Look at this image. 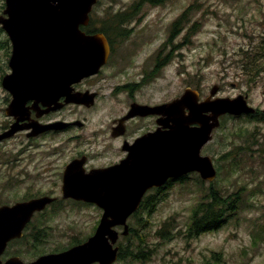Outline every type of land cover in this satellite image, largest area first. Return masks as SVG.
<instances>
[{"label": "rangeland", "instance_id": "1", "mask_svg": "<svg viewBox=\"0 0 264 264\" xmlns=\"http://www.w3.org/2000/svg\"><path fill=\"white\" fill-rule=\"evenodd\" d=\"M4 8L5 0H0V15ZM187 9L173 34L174 22ZM117 14L121 24L114 23ZM91 15L94 28H109L114 45L105 69L112 78L97 109L102 114L114 115L125 108L128 97L111 95V87L130 82L139 84V100L154 103L171 101L187 87L198 90L204 99L217 84V96L247 93L258 114L264 112V0L142 4L139 0H98ZM2 29L0 126L7 121L9 95L1 81L10 72V39ZM61 140L42 138L23 146L25 140L20 137L0 147V205L41 195L59 198L44 213L36 214L28 228L30 238L39 228L44 230V238L10 244L4 259L19 254L24 261H31L86 240L95 232L102 209L61 198L62 182L55 174L71 149L66 146L64 155L57 152ZM202 153L213 158L216 179L201 181L198 173H191L171 184L150 214L146 211L130 217V227L146 235L151 249L144 259L125 257L114 264H264V113L260 118L222 116ZM210 183L223 195L237 199V212L222 227L191 237L192 214ZM163 229L168 231L166 237H162ZM130 242L122 236L118 244L125 247Z\"/></svg>", "mask_w": 264, "mask_h": 264}, {"label": "water", "instance_id": "2", "mask_svg": "<svg viewBox=\"0 0 264 264\" xmlns=\"http://www.w3.org/2000/svg\"><path fill=\"white\" fill-rule=\"evenodd\" d=\"M97 2L5 0L0 25L12 43V54L11 71L3 76L1 83L12 97L5 113L15 121L10 129L0 133V141L25 129H32L29 136H37L46 130L67 126L38 121L21 124L30 119L29 100H34L32 108L37 116L60 108L62 97L65 103L89 104V96L74 92L73 84L98 73L111 52L103 33L92 34L82 29L90 24ZM218 91L216 84L201 99L198 90L187 87L180 96L158 106L134 104L132 114L164 115L159 122L168 128L140 140L150 147L143 152L146 156L133 155L113 167L90 173H75V162L67 166L62 198L93 203L102 209L94 234L83 243L30 262L17 255L3 260L9 242L22 238L33 216L44 211L57 197L42 195L1 205L0 264H113L118 259L120 236L130 233L128 220L140 208L149 189L165 184L169 178L178 179L192 172L199 173L206 181L216 179L213 158L202 154V149L220 127V118L256 111L246 96L219 97ZM40 104L46 108L41 109Z\"/></svg>", "mask_w": 264, "mask_h": 264}, {"label": "flooded vegetation", "instance_id": "3", "mask_svg": "<svg viewBox=\"0 0 264 264\" xmlns=\"http://www.w3.org/2000/svg\"><path fill=\"white\" fill-rule=\"evenodd\" d=\"M95 33H103L110 44L111 52L108 57V61L100 68L98 73L85 77L81 81L73 84L74 92H82L89 96L90 98L88 100L89 104L65 103L64 102L65 97H62L59 100L60 103H63V105L60 108L51 110L48 113L42 114L41 116H37V111L34 108H32L34 100H29L27 106L30 110V119L21 122V124L34 123L38 121L41 124L66 123L67 126L65 128H60V129H55V128L49 129L40 133L37 136H29L28 134L32 131V129H25L17 132L14 136L10 137L11 139L6 138L0 141V147H2L9 140L11 141L16 138L23 137L25 141L22 142L25 143H22V145L24 146L25 144H27L28 146H31V142L37 141L38 139H42V138L46 139L49 137H62V140L60 142V148L56 149V151L64 155L66 153L65 151L66 146L71 147V149H69L68 159L65 160L63 165L60 167L59 171L55 174V177H57V179H59L62 182V184L64 181L65 170L70 163L75 162V169H74L75 173H79V172L90 173L93 170L113 167L117 164L126 161L127 159H130L133 155L138 156V158H141L143 156H146V154H144L143 152L148 151L150 147L146 143L142 144L140 140L144 136L155 133L159 130L162 131L168 130V128L167 129L164 128L163 125H161L159 122L161 118H164V115L157 113L147 114V115L132 114V106L134 104L148 105L153 107L169 102L166 101L162 103H154L148 100H139L137 98L138 96L137 94L139 93L140 86L137 82H133V83L130 82L131 84L130 83L119 84L111 87L112 89L110 93L111 95L118 96L119 94H124L128 97L127 98L128 100L125 101L126 103L125 108L122 109L120 113L112 115L110 113L102 114L100 111H97V109L102 104L104 90L107 89L106 87H109L108 83L112 78L111 76L105 73V69L109 66L108 63L110 61L111 55L113 54V46L110 41V37L106 33L102 31L92 32V34ZM10 42L11 41H9L8 44V47H10L9 57L12 54V43ZM241 94L246 96L249 103L248 94L240 93L239 95ZM11 99L12 97L9 94L7 105L10 103ZM40 106L41 109L46 108L42 104H40ZM259 113L260 114H258V110H256V112L253 114H242V115H249V117L251 118H260L261 116H263L264 112H259ZM14 121H15L14 117L8 116L7 121L4 124H1L0 126V133L10 129V126ZM193 173H197V172H193ZM190 174L191 173L182 176L178 179L169 178L165 182V184L149 189L144 195L142 203L148 197H153L154 199L163 198L164 193L171 184H173L174 182L183 181ZM56 197H57L56 200L57 202L59 198L58 196ZM61 198H62V188H61ZM142 203L138 210H141ZM84 241L85 240L81 242L79 241L73 242L68 247L57 252L68 250L80 243H83ZM9 245L10 243L8 244V247L6 249L7 252ZM118 246H119V254H120L121 246L120 244H118ZM49 253H56V252H49ZM44 254H48V253H44ZM44 254H41L38 257ZM11 256H16V254H13ZM17 256H19V254H17ZM38 257H36L35 259H37ZM6 259L3 258V260ZM118 259H120L119 255H118ZM26 262H30V261H26Z\"/></svg>", "mask_w": 264, "mask_h": 264}, {"label": "trees", "instance_id": "4", "mask_svg": "<svg viewBox=\"0 0 264 264\" xmlns=\"http://www.w3.org/2000/svg\"><path fill=\"white\" fill-rule=\"evenodd\" d=\"M163 1L164 0H139L140 4L145 3V2L161 3ZM187 13H188V9L176 20V22H174L173 34L174 32L178 30V27L183 23V20L185 19V16L187 15ZM119 16L121 15L119 14L116 15L118 21L114 23L121 24V19L119 18ZM1 29L2 28L0 27V30ZM82 29H84L88 33H92L94 31H102L110 37L109 28H102V29L94 28L92 24V19H91L90 24L88 26H82ZM110 41L112 43L113 51H114L112 37H110ZM8 97L9 95H7V98H6L7 100H8ZM199 179H201V181L203 180L202 178H199ZM158 200L159 198L158 199H154L153 197L146 198L144 202L142 203L141 210H138L132 216L138 217L140 213L146 212V211L150 214L154 206L158 202ZM237 209H238V204H237L236 198L231 196V194L223 195L221 192H219L218 189L214 187L213 183H210V189L208 193L206 194L204 200L201 201L197 205L194 213L192 214V221H191V225L188 228V235L191 237H194L196 235H200L202 233L216 230L222 227L226 223V221L237 212ZM40 213H44V212H40ZM139 219L141 220V216H139ZM143 223H145V221ZM30 224L31 222L26 227L24 236L21 239H16V240L11 241L10 244L16 243V242H23L25 240L26 241H32V240L38 241V240L43 239L45 235L41 234L42 232H44V230L41 228L38 229L37 235H33V238H30L28 236V233H29L28 230L30 229ZM162 232H163L162 237H166L165 234L168 233L167 229H163ZM123 237H126V236H123ZM127 239L131 240V242L125 247L120 245L121 251L119 254V258L123 259L125 257H128V258H133V259H144L146 254L151 249L148 245V238L146 237V235L138 233L135 227H130V233L127 235ZM132 240H134V242ZM36 246L37 245L34 244V247Z\"/></svg>", "mask_w": 264, "mask_h": 264}]
</instances>
